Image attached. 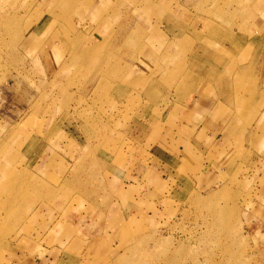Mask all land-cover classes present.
<instances>
[{
    "label": "rangeland",
    "instance_id": "374dc122",
    "mask_svg": "<svg viewBox=\"0 0 264 264\" xmlns=\"http://www.w3.org/2000/svg\"><path fill=\"white\" fill-rule=\"evenodd\" d=\"M124 1L131 7L130 22L136 19L152 33L161 24L175 23L167 10L155 15L149 11L152 8ZM91 2L0 0V238L28 217L44 197L41 190L47 189L46 222L25 223L22 235L35 236L33 240L49 250L42 249L55 264H264V251L249 237L253 180L248 173L253 164L247 158L242 159L250 166L245 173L238 171L219 185H204L196 174L198 159L192 169L179 168L178 173L187 176H161L169 168L140 153L137 144L147 135V123L162 118L173 99L184 101L190 89L221 86L224 77L234 75L232 66L218 60L234 55L235 39L245 33L249 0L172 1L177 2L178 9L170 11L178 14V36L192 24L203 27V35L178 37L175 61L166 63L170 57H164L163 82L142 84L141 79L123 80L130 66L124 61L137 60L139 54L150 65L156 62L146 30L132 32L133 56L122 51L109 65L99 62L105 49L82 60H75L68 48L57 49L50 57L42 53L44 48L26 49L27 34L36 25L43 29L61 22L74 27ZM256 2L261 13L264 0ZM159 40L169 53V43ZM250 54L249 47L242 51L243 64ZM192 56L206 62L199 65L203 74L193 72L197 77L190 79L193 73L186 61ZM240 74L244 83L252 72L244 69ZM242 90L251 92L246 83ZM176 116L169 112L165 125L156 131L168 125L177 128L182 123ZM67 141L68 146L62 145ZM52 146L57 150L52 152ZM47 149L53 158L46 174H33L31 168L42 163ZM32 153L35 159L30 161ZM191 160L187 156L183 164ZM160 176L166 180L159 186L155 183ZM23 196V206L28 207L7 213L3 206ZM93 222L103 229L102 239H97L98 232L97 237L88 234L86 225ZM43 231L47 235L41 239ZM5 256L0 240V264Z\"/></svg>",
    "mask_w": 264,
    "mask_h": 264
},
{
    "label": "crops",
    "instance_id": "0c3cea01",
    "mask_svg": "<svg viewBox=\"0 0 264 264\" xmlns=\"http://www.w3.org/2000/svg\"><path fill=\"white\" fill-rule=\"evenodd\" d=\"M91 1L89 7L87 6L86 11L83 12V18L74 27L67 25V23L61 24L60 21L58 25L52 23L53 25H47L43 29L36 25L27 34L26 49L30 50L31 47H35L36 49L44 48L42 53L50 57L53 53H57V49L61 52L68 48V51L71 52L70 55L75 60H82L86 56L94 54L95 51L97 53L100 49H105V55L99 62H105L109 65L116 62L115 57L122 51L129 54L128 58L133 56L134 52L129 53V43L134 36L131 34L136 30V32L142 30L145 32L146 30L149 33L146 36L147 39H150L153 43L152 54L156 62L150 65L143 58H140L141 55L139 54L137 55V60L129 59L128 61H124L126 64H130V66L127 68L128 71L123 80L129 82L132 79H141L140 83L142 84L143 81H147L148 83H150L149 81L163 82L167 71L164 65L167 60L164 57H170L166 63L173 62L177 55L176 49L179 38L181 40L185 36L184 38L188 40L193 33L196 36L203 35V27L200 25L195 27L192 24L190 26L186 25L185 31H182L185 33L178 36L181 29H179L177 23L178 14L177 12H173L178 9L177 2H172L174 0H130L131 3L139 5L141 9L152 8L151 10L149 9L151 14L157 15L167 10L166 12L169 13L175 23L173 25L167 22L161 24L160 28L156 29V33L150 32L151 27L146 28L144 24H140L136 19L132 23L130 22L131 7L130 4H125L124 0ZM256 1L258 0H249L245 33L235 39L234 55H224L219 57L218 60L219 63L227 64L229 68L232 66L231 68L235 69L234 75L232 77H224V82L221 86L214 84L208 90L204 87L190 89L192 93L184 101L182 100L183 102L173 99L174 102L165 114L162 115V118L156 119L155 117V124L147 123L146 127L149 132L147 131V135L142 140V143H137L134 140V144L135 142L138 144L140 153L149 154L152 157L151 160L158 161L160 162V166L169 168L166 173L161 172V176L164 174L165 176L173 177L184 176L186 173H178L180 167L186 168L188 166L192 169L195 167V159H198V165L202 161L203 165L199 166H203L204 168L201 170L196 165V174L198 176L201 175L204 185H219L228 181L238 171L245 173V170L248 171L250 166L242 163V159L247 158L253 164L251 171L248 173L251 177L250 179L253 180V212L248 216V223L250 225L249 237L257 247L264 251V19L261 18L264 11L259 12L260 7ZM168 3L171 5L170 7ZM57 14L60 15V13ZM238 29L241 31V28ZM66 33L69 34V37ZM161 38H164L165 42L167 41L171 46L169 53L164 50L167 48V45L161 43L159 40ZM248 47L251 49V54L248 62L243 64L241 62L242 51ZM194 58L197 57L192 56L186 61L189 69L192 71L191 73L203 74V68L199 65L206 61L200 58L195 60ZM193 62L195 66L192 65L194 64ZM244 69L252 72V74L250 77H245L248 80L242 83L239 74ZM194 73L192 75L194 77L191 76L190 79L197 77ZM212 78L210 76L208 79L212 80ZM237 79H239V84L236 83ZM245 83L251 90L249 94L244 93L242 90ZM149 90L155 96H161L160 91H151L150 88ZM169 112L171 114L176 112V117L181 119L180 122L182 124H179L177 128L168 125V127H162V131H156L161 124L165 125ZM139 113L142 114V112ZM143 115L147 116L148 114L144 113ZM183 118L185 120H182ZM170 132L173 136L169 135ZM44 138H47L46 141L48 140V136ZM149 138L153 139L152 143L149 142ZM179 139L180 142L178 143ZM68 143L70 142H63L62 145L68 146ZM52 147V152L53 150H57L54 146ZM50 154V151L47 149L41 156L42 163L34 170L30 167L33 174H46L44 170L51 161V158H53ZM187 156L192 160L187 161L188 164H183V160H186ZM34 159L35 154H30L29 160L33 161ZM230 169H232L231 172ZM152 174L153 177L156 175L155 172ZM161 176L155 183L159 186L162 181L166 180ZM41 191L44 196L42 201L32 207L30 206L32 209L28 217L19 223L16 229L12 230L11 234L4 239L0 238L6 252L4 264H55L54 259H48V254H44L42 249L46 247L39 243L40 246L33 240L35 236L22 235V227L25 223V225H28L27 223L32 221L39 224L46 222L44 219L50 209V194L47 189ZM24 198L23 196L21 200L11 201L3 207L9 209L7 213H12L13 211L11 210L15 207H18V209L28 207V204L23 206ZM50 217L46 219L49 220ZM95 224L96 222L86 225L89 230L88 234L94 237L101 234L97 239H102V235L104 234L103 229L101 227L99 229L96 228ZM44 233L45 231L42 234ZM46 235L47 233L41 239H44ZM23 239L25 243H21ZM44 251L49 252L48 249H44Z\"/></svg>",
    "mask_w": 264,
    "mask_h": 264
},
{
    "label": "bare ground",
    "instance_id": "6f19581e",
    "mask_svg": "<svg viewBox=\"0 0 264 264\" xmlns=\"http://www.w3.org/2000/svg\"><path fill=\"white\" fill-rule=\"evenodd\" d=\"M147 258V257H146Z\"/></svg>",
    "mask_w": 264,
    "mask_h": 264
}]
</instances>
